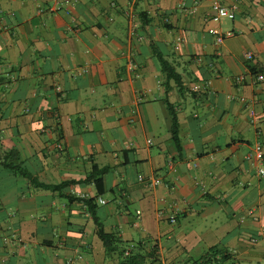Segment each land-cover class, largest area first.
<instances>
[{"label":"crops","instance_id":"1","mask_svg":"<svg viewBox=\"0 0 264 264\" xmlns=\"http://www.w3.org/2000/svg\"><path fill=\"white\" fill-rule=\"evenodd\" d=\"M256 143L264 0H0V264H264Z\"/></svg>","mask_w":264,"mask_h":264},{"label":"trees","instance_id":"2","mask_svg":"<svg viewBox=\"0 0 264 264\" xmlns=\"http://www.w3.org/2000/svg\"><path fill=\"white\" fill-rule=\"evenodd\" d=\"M160 62H161V68L163 70V72L165 73V79L168 82L169 80H173L174 83L179 87V90L182 89V81H181V76L180 74L174 69V67L172 66L171 63H169L167 60L160 58ZM169 110H170V114H171V136L172 139L177 147V149H180V139L178 136V128H177V118L175 115V111L174 109L169 105ZM5 165H10L4 162ZM11 167L13 168V165H11ZM106 168H98L96 165H93L92 170L90 171V173L81 181L83 183H89L90 181H92V183L95 185V188L97 190V193L99 194L102 191V187H103V173L105 172ZM24 175V174H23ZM30 178V180L32 181V176L29 175L28 176ZM33 183H35V181L33 180ZM70 183H75L74 181H67V182H62L61 184L58 185H54V186H50L52 187V189L54 190H61L63 187L69 185ZM37 184V183H35ZM70 197V196H68ZM86 205L89 207L90 210H92L93 208V202H94V198H87L84 199ZM95 230L96 233L98 235V237L101 239L105 251L107 254H109L110 252H113L117 249V244H119L121 241L115 237L114 234H110V233H106L103 229V225L100 221L95 220ZM120 253H122V250L120 251ZM208 254L210 256H214L216 254L215 251L210 250L208 252ZM131 256H129L127 259H130ZM127 259H124L120 262V264H129L128 261H126Z\"/></svg>","mask_w":264,"mask_h":264},{"label":"built area","instance_id":"3","mask_svg":"<svg viewBox=\"0 0 264 264\" xmlns=\"http://www.w3.org/2000/svg\"><path fill=\"white\" fill-rule=\"evenodd\" d=\"M212 11H213V20H219L220 18L222 17H227L229 19H232L234 18L235 16V8L232 7V8H228V7H225V6H221L220 4L218 3H214L212 5ZM245 56L247 59H251L252 56H253V53L251 51H247L245 53ZM242 79V76H237L236 77V80H241ZM263 79V76L261 74H257L253 77L252 81L253 83H257L259 81H261ZM197 87H195L196 89ZM254 153H255V157L259 160V161H264V152L262 150V146L260 143H256L254 145ZM260 173L264 174V167H260L259 170H258ZM160 182L159 179H153L150 184L151 185H156ZM100 202L104 203L103 200L99 199ZM170 221H174V217H171L170 218Z\"/></svg>","mask_w":264,"mask_h":264}]
</instances>
